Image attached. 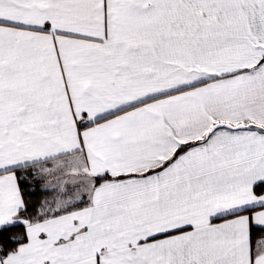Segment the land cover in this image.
Returning a JSON list of instances; mask_svg holds the SVG:
<instances>
[{
    "label": "snow or ice",
    "instance_id": "obj_1",
    "mask_svg": "<svg viewBox=\"0 0 264 264\" xmlns=\"http://www.w3.org/2000/svg\"><path fill=\"white\" fill-rule=\"evenodd\" d=\"M0 264H264V0H0Z\"/></svg>",
    "mask_w": 264,
    "mask_h": 264
}]
</instances>
